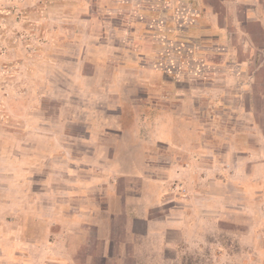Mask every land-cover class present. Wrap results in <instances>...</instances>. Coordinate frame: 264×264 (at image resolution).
Wrapping results in <instances>:
<instances>
[{
  "label": "rangeland",
  "instance_id": "obj_1",
  "mask_svg": "<svg viewBox=\"0 0 264 264\" xmlns=\"http://www.w3.org/2000/svg\"><path fill=\"white\" fill-rule=\"evenodd\" d=\"M209 3L0 0V264H264V31Z\"/></svg>",
  "mask_w": 264,
  "mask_h": 264
},
{
  "label": "crops",
  "instance_id": "obj_2",
  "mask_svg": "<svg viewBox=\"0 0 264 264\" xmlns=\"http://www.w3.org/2000/svg\"><path fill=\"white\" fill-rule=\"evenodd\" d=\"M210 0H189V2H191V4L193 5L192 7L196 8V13L194 15H198V18L196 20L197 23L201 24V28L204 30H201V34L200 36H202V38H215L213 36H215V34H213L214 32H216L218 30V26H217V18H218V14L216 11L213 10V8L209 5ZM217 2L219 1V4L221 3L222 5H224L225 7H233L239 5L238 3H241L243 6H245L244 10H243V18L240 19L239 17V13H237V9L235 11V13H232L231 15L234 16V20L233 22L238 23L239 26L244 27L243 25L246 22H254L257 23L259 26V29H261L262 31H264V14H260L259 10H255L254 7H251L250 9H248L247 5H246V0H216ZM190 4V5H191ZM220 4V5H221ZM228 21V20H227ZM208 25L206 27H202V25ZM241 28V27H240ZM245 28V27H244ZM220 35V34H218ZM94 187L96 188V185H94ZM93 188V186H89V188L85 189V192L83 194H81V197H90L89 194L93 192V190H91ZM98 189V188H97ZM89 192H86V191ZM99 191V190H97ZM93 193H98V192H93ZM105 194L107 195V200H108V206L109 209L111 210V200L108 199L109 197L113 196V192L112 190H107ZM93 208V207H91ZM96 208L94 209H90L88 211V213H90V216H92L91 213L97 214V212L95 213ZM107 213L109 215H113L115 213L111 212V211H107ZM87 222L89 223V219L87 220ZM97 225L98 230L100 229V223L99 222H94ZM86 224V223H85ZM101 236L97 234V238H100ZM103 239H106L103 238Z\"/></svg>",
  "mask_w": 264,
  "mask_h": 264
}]
</instances>
